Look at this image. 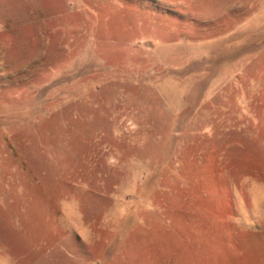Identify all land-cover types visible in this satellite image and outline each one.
I'll use <instances>...</instances> for the list:
<instances>
[{"label": "rangeland", "instance_id": "1", "mask_svg": "<svg viewBox=\"0 0 264 264\" xmlns=\"http://www.w3.org/2000/svg\"><path fill=\"white\" fill-rule=\"evenodd\" d=\"M0 264H264V0H0Z\"/></svg>", "mask_w": 264, "mask_h": 264}]
</instances>
